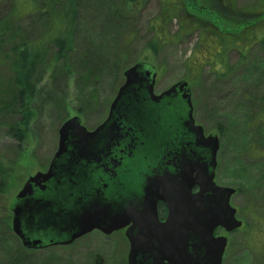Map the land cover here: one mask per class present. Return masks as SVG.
I'll list each match as a JSON object with an SVG mask.
<instances>
[{
    "label": "rangeland",
    "instance_id": "1",
    "mask_svg": "<svg viewBox=\"0 0 264 264\" xmlns=\"http://www.w3.org/2000/svg\"><path fill=\"white\" fill-rule=\"evenodd\" d=\"M259 1L201 0L199 6L215 9L217 14L212 11L214 16L209 18L194 7V16L216 19L230 32L250 20H264V16L253 17L246 10ZM44 2L38 0L40 8ZM52 3L56 6L57 1ZM10 8V0H0V36L6 37L1 27ZM159 12V0H145L139 9H130L126 0H81L69 61L59 62L56 71L53 67L41 71L33 105L35 116L26 140H17L9 130L12 115L0 118V264H94L97 241L81 244L76 252L59 248L27 253L20 250L18 239L8 230L11 214L6 199L15 196L30 175L47 168L66 119L78 115L93 129L107 116L124 83V71L143 60L159 71L157 93L180 80L189 81L197 122L207 133L220 137L217 180L237 190L232 205L246 226L227 234L225 264H264V123L258 117L264 108V50L256 47L242 59L235 50L230 51L236 69L227 76L215 75L209 65L191 73L188 67L199 40L197 30L172 37L156 55L149 56L146 44L153 36L150 22ZM43 14L21 17L20 30L28 40L46 31L49 15ZM178 29V22L173 21L169 33ZM10 78L8 65L0 61V82ZM224 234L222 229L217 231V235ZM113 243H106L109 248L102 245L100 250L107 264H127L129 244L122 237Z\"/></svg>",
    "mask_w": 264,
    "mask_h": 264
},
{
    "label": "flooded vegetation",
    "instance_id": "2",
    "mask_svg": "<svg viewBox=\"0 0 264 264\" xmlns=\"http://www.w3.org/2000/svg\"><path fill=\"white\" fill-rule=\"evenodd\" d=\"M164 91L157 93L155 85L157 95ZM185 107L184 102L163 101L157 109L140 114L129 103L110 116V105L107 116L93 129L75 116L89 134L102 129L94 136L86 135L81 143L77 132H70L68 156L58 164L52 179L33 183L31 193L19 197L31 178L50 171L59 146L47 168L30 175L15 196L10 199L7 196L11 214L8 230L18 239L22 248L19 249L26 253L55 248L76 252L81 244L97 241L94 264H107V257L100 251L102 245L109 248L106 243L122 237L129 244V264V235L138 241L142 235L145 237L142 239H148L146 228L150 222L164 224L170 212L165 201L152 197L154 193L147 196L149 181L167 172H179L178 156L185 149L202 152L194 147V137L185 128ZM194 119L196 125H201L195 118V106ZM75 159L78 164L71 165ZM197 191L194 188L192 193ZM84 215L85 221H81ZM148 255L140 253L139 261L145 262Z\"/></svg>",
    "mask_w": 264,
    "mask_h": 264
},
{
    "label": "water",
    "instance_id": "3",
    "mask_svg": "<svg viewBox=\"0 0 264 264\" xmlns=\"http://www.w3.org/2000/svg\"><path fill=\"white\" fill-rule=\"evenodd\" d=\"M124 76L125 83L111 106L110 116L125 109L129 103H133V106L140 110V114H144L160 107L163 101L184 102L187 104L183 113L187 120L185 128L194 137V147L202 150L197 153L185 149V152L191 154L184 152L178 156L179 172H167L163 177L149 181L147 196L154 193L152 197L156 196L165 201L170 212L166 223L158 224L156 220L150 222V226L146 228L148 239H142L145 238L142 235L138 241L129 235V264H224L228 237L215 236L214 233L218 227H222L226 233H232L240 229L243 222L237 218V209L231 205V199L237 190L220 186L216 182L220 137L217 134L206 136L204 128L195 125L191 89L187 81H180L161 95H156L154 87L157 72L152 65L138 63L129 67ZM73 131L77 132L79 143L86 140V135H93L81 127L78 118L66 121L59 130V150L50 171L31 178L20 198L31 193L33 183L48 182L52 179L58 164L63 163L68 156L67 145L70 132ZM70 164L76 166L78 161L75 159ZM195 187H198L199 191L193 194ZM86 211L90 212V209ZM152 215L156 219L155 207ZM81 221H85V215ZM18 223L17 220L16 229L19 227ZM140 253L149 254L145 262L139 261Z\"/></svg>",
    "mask_w": 264,
    "mask_h": 264
},
{
    "label": "trees",
    "instance_id": "4",
    "mask_svg": "<svg viewBox=\"0 0 264 264\" xmlns=\"http://www.w3.org/2000/svg\"><path fill=\"white\" fill-rule=\"evenodd\" d=\"M10 1L11 8L2 21L1 29L5 30L6 37L0 36V61L8 65L11 78L0 82V118L12 115V123L8 128L17 140L24 142L35 116L33 105L38 95L41 71L51 67L52 71H56L59 62L69 61L70 43L73 41L74 26L78 24L81 0H56V6L52 0H45L43 8H40L38 0ZM144 2L145 0H126V5L130 9H139ZM200 3L201 0H159L160 12L150 22L153 36L146 44L147 52L151 53L149 56L156 55L172 37L197 30L199 40L190 58V72L200 71L205 65H209L215 75L223 77L236 69V64L230 61V51L235 50L242 59L249 56L256 47L264 50V20H250L233 31H225L216 19L202 18L203 21L194 16V7L201 12L205 11L204 15L209 18L214 16L213 12L217 14L215 9L206 10L199 6ZM246 10L253 17L261 19L264 16V0ZM25 14H43V17L49 15L46 31L35 40H28L21 33V17ZM173 21L178 22L179 29L175 33H169ZM192 83L196 82L192 80ZM261 104L264 107V102L261 101ZM261 110L258 117L264 123V110ZM4 187L5 183L2 182L1 191ZM245 228L246 226L243 227Z\"/></svg>",
    "mask_w": 264,
    "mask_h": 264
}]
</instances>
